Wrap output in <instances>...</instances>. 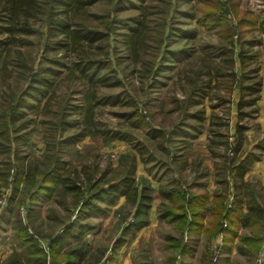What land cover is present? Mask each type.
I'll return each mask as SVG.
<instances>
[{
	"label": "rangeland",
	"instance_id": "rangeland-1",
	"mask_svg": "<svg viewBox=\"0 0 264 264\" xmlns=\"http://www.w3.org/2000/svg\"><path fill=\"white\" fill-rule=\"evenodd\" d=\"M131 2L135 7L151 5L152 8L146 11L149 23L146 44L137 60L133 65L126 60L120 66L112 64L121 86L111 92L119 95L127 104L97 107L92 113V123L93 131L98 133L106 129L126 133L132 145L127 142H105L103 137L91 134L77 144L64 147L60 159L68 164V173L65 174L73 172L74 181L80 187L84 186L81 195L59 192L50 197L40 192L36 200L31 201V197L26 195L24 183H16V180L22 179V175L15 176L16 171L17 174L26 171L30 164L39 165V169L44 170L41 164L46 156L45 140L50 148H54L56 139L62 140L78 133L80 128H70L59 135L58 123L64 108L67 122L80 121L81 115H85V112L80 115L67 109L80 106L82 87L59 77L53 93L40 102L35 112L27 111L18 122H10L14 106L27 98L23 91L32 75L29 69L35 70L38 65L46 64L45 58L53 55L44 53L45 37L41 22L31 23L33 30L22 39L24 45L9 48L4 62L0 63V130L7 131L0 133V202L4 201V204H0V264H6L14 251L20 255L18 257L22 264H51L46 252L56 234L62 237L52 256L54 263L118 264L122 254H130L132 264H153L148 258L146 236L154 226L147 224L139 230L124 232L135 221V208L126 204L124 198L107 209L104 204L95 202L98 208L103 209L102 214L88 212L84 216L78 212L82 209V203L86 199L88 201L91 198L89 195L98 187L103 189L109 183L117 182L129 162L133 164L137 183L141 186L150 183L151 205L156 197H160V187L174 193L169 200L160 197L156 208L160 223L155 227V234L160 247L164 241V222L177 226L168 220H160V214L175 217L180 213L177 209L183 206L188 222L195 211L202 218L215 219L213 214L218 210L216 204L223 203L228 210L232 207L234 194L238 190L240 165L244 168L249 159L257 163L249 168L247 193L246 188L243 191L247 198H257L264 204V121L260 123L256 120L259 108L264 111V98L261 101L259 97L256 102L250 103L257 95L247 89L251 84L253 86L250 87L257 85L258 81L264 82V0H191V5L184 4L177 8L180 13L185 11L186 15L195 16L193 20L175 14L174 0ZM137 14L138 10L125 5L124 12L120 10L118 16L123 18ZM99 15L112 17V4L104 1L87 10L84 17L76 21L102 29L95 22V17ZM217 17L219 24L214 28L199 23L204 20L213 25L214 21L210 20ZM162 19L167 22L170 19L175 27L165 42L161 38L169 30L168 27L163 29ZM252 43L257 45L252 46ZM116 54L123 57L122 51ZM116 54L110 50L111 63H115ZM163 59V68L169 70L156 71ZM237 102H240V106ZM254 104L259 107L258 110ZM195 112H199L200 120L190 116ZM27 121L26 127L31 125L29 129L16 131L20 123ZM136 121H143L147 126L137 125L136 128ZM67 122L63 124L66 127ZM149 129L162 130L164 138L153 140L146 135ZM243 130L248 131V134L243 133L244 146L240 144ZM182 131L187 132L188 137H179L177 133ZM196 132L201 135L197 136ZM23 136L28 139L26 144L14 141ZM181 139H187L189 146L179 142ZM162 141L164 146L160 148L158 143ZM141 145L145 149L143 158L138 152ZM152 157L154 162H143V159ZM83 168L88 169V177L85 173L81 174ZM255 168L256 171H253ZM94 182L98 184L96 189ZM207 184L206 192L192 191L194 186ZM14 190L17 191L14 193ZM211 191L213 198L210 205L206 200L198 199L210 198L208 194ZM188 200L192 205L193 201L201 203V210H189ZM152 211L150 206L143 218L151 217ZM193 221L195 224L203 223L200 218ZM66 226L70 229L68 234L63 235ZM196 226H188L187 230H198ZM177 227L179 232L186 230ZM82 228L85 229L84 235L77 236ZM222 228H227L226 221ZM260 237L264 242V231ZM183 239L184 236L182 242ZM120 240L123 245L111 252L115 242ZM237 242L241 243L240 235ZM216 245L219 253L222 241L208 243V252ZM245 247V252L252 256L243 255L240 260L246 262L244 264H253L257 257L264 263V246H256V251L250 245ZM34 248H39L46 255L35 260L34 256H30ZM76 251H81L77 258L71 256ZM157 257L155 264H160Z\"/></svg>",
	"mask_w": 264,
	"mask_h": 264
},
{
	"label": "trees",
	"instance_id": "trees-1",
	"mask_svg": "<svg viewBox=\"0 0 264 264\" xmlns=\"http://www.w3.org/2000/svg\"><path fill=\"white\" fill-rule=\"evenodd\" d=\"M104 1H108L112 4V17L109 15H99L98 17H95V22H98L102 29H98L97 25L88 26L84 23L76 21L78 18L81 19L84 17L87 10ZM174 1L175 14L185 16L190 20L195 19V16H191L190 14L186 15L185 11L180 13V11L178 12L177 10V8L184 4L191 5V0ZM125 5L129 8L138 10V14L130 17L119 18L118 13L120 10L124 12ZM135 6L136 5L133 4L131 0H0V63L4 62L6 54L10 50L9 48L21 47L24 45V41L22 39L32 33L33 29L31 23H35L36 21L41 22L44 30V53L47 55L53 54L52 57L45 58L46 64L38 65L35 70L29 69V72H32V75L28 78L26 90L23 91V95L27 98L21 99V101L14 106L12 114L9 117L10 122H18L21 120L22 115H24L27 111L35 112L38 109L40 102L48 99L50 94L53 93L54 85L59 77H62V79L66 81L76 82L83 89V93L80 96V106H70L67 109L70 110L69 112H76L77 114L82 113L84 115L85 112V115L82 116L80 114V121L74 120L67 122L65 120V114L67 113L64 111L66 110L64 108L61 111L63 116L58 123L60 136L64 131H67L70 128H80L78 133L73 134L70 137H65L62 140L56 139L54 148H50L48 143H45L46 140L44 141L46 156L45 161H43L41 165L45 171H41V169H39V165L30 164L29 169H27V167L26 171L20 172L19 174H17L16 171L15 173V176L22 175V179L16 180V183L19 184V181H21L22 184L24 183L25 188L27 189L26 195L27 197H31V201L36 200L40 192L46 193L47 196L49 194L50 197L59 192L64 194H82L81 191L84 186L80 187V184L74 181V178L72 177L73 172L70 173V175L65 174V172L68 173V164L60 159L64 147L77 144L84 140V138H86L85 136L91 134L93 136L103 137V141L105 142L118 141L121 143L127 142L132 145V140L126 133L114 129H106L100 133L93 131L92 113L93 110L99 106L107 104L112 106L127 104V101L122 100L119 95L111 92L113 89L121 86L120 81L116 77V70L112 67V64L120 66L121 62L126 60L133 65L146 44V34L149 24L146 20L148 15L146 11L152 7L151 5L139 7ZM155 8L158 10V7ZM167 12H169V10H167ZM210 21H214V24L210 25V22L204 20H200L199 23L203 26L208 25L209 27L207 28H214L219 24L218 17ZM173 24L174 22H170V19L168 22L164 19L161 20L163 29L168 27L167 30H169L166 36L161 38L162 42H165L167 36L172 30H174L173 28L175 27ZM178 32L181 31L178 30ZM110 40L111 45H109ZM252 44V46L257 45L256 43ZM110 50L112 54L122 51L123 57H118V54H116V56H114L115 63H111L109 56ZM92 51L95 53H91ZM163 62L164 59L160 65L156 67V71H160L161 69L169 70L168 68H163ZM241 64H243V62H241ZM101 90L105 92L100 93ZM256 100L257 98H253L250 103H253ZM18 107L21 109H18ZM24 109H26V111ZM198 115L199 112L190 114L193 118L199 119ZM0 118L2 117L0 116ZM65 122L68 124L67 127L63 125ZM141 122L136 121V128H138L137 125H141L143 127L147 126L143 121ZM28 123L29 121L20 123V125L16 128V131L29 129L31 125L27 128L26 125ZM4 132L7 131L0 130V133ZM177 134L181 138L188 137V133L185 131ZM195 134L197 136L201 135L200 132H196ZM146 135L155 141H157L156 138H164L162 130L159 129H149ZM52 138L54 139L55 137ZM27 140L28 139L25 136H23V138L18 137L17 139H14L15 142L22 145L26 144ZM163 142L164 141L158 143L160 148H163ZM179 142L184 144V146L187 145L186 139H181ZM188 146L189 145H187V147ZM138 152L143 158L145 149L142 145L138 149ZM58 154H60V157ZM143 162L148 164L150 162H154V159L153 157L148 158L147 160L143 159ZM129 163L128 168L123 172L122 177L117 182L113 181L106 185L103 189H101V187L96 189L98 184L94 182L96 190L93 194L89 195L91 198L88 201L86 199L82 203V209H79L80 211H78L79 215L83 214L85 216L88 212L93 214H102L103 209L98 208V206L95 205V202L104 204L107 209L108 207L113 206L119 199L124 198L126 204L135 208L134 224L128 226L124 232H128L130 229L139 230L148 224V219L143 217L151 206L152 187L149 182L143 184L142 186L137 183L133 164H131V162ZM82 170L81 174L84 175L85 173V176L88 177V169L83 168ZM81 174L77 175L80 176ZM239 175L242 177L243 173H239ZM16 191L17 190H14V193ZM159 195L162 199L169 200L174 193L173 191H168L163 187H160ZM202 206L203 205L198 201H193V205L190 200H188L187 203V208L189 210L193 208L201 210ZM235 207V205H232V207L228 210L225 208L223 203L216 204V208H218V210L215 211V214H213V216H215V220L217 221V224H215L216 233L223 235L227 234L229 238L235 236V231L233 229H229L228 225L226 229L222 228L224 221L229 223L232 222V214ZM177 210L180 213H178L175 217H171L170 215H167V213H164L159 215V219L168 220L177 226H180L182 229L184 227L186 230L188 226L194 227L196 224L198 227L201 226V224H195L193 221L194 218H200L201 215L199 213H195V211L192 214V220L188 222L183 206ZM242 222L244 227H249L251 235H254L248 238V245L254 247L255 251L257 250L256 246H264V242L260 237L264 231V207L256 203L248 205L247 212L242 216ZM66 228L67 230L63 232V235L68 234V229L70 228L68 226H66ZM19 230L20 228L17 232H19ZM81 230L77 236L84 235L85 229L82 228ZM61 237V235H54L48 245L46 254H48L51 264H74L73 261H63L60 263H54L53 261L52 256L55 254V250H57V247L61 243ZM168 241L170 243L169 248L173 251V253L182 254V252H184V248L182 246L183 242L181 240L168 239ZM115 244L116 245H114L111 249V252H115L119 246L123 245V241H116ZM16 252L17 251H14V255L11 256L10 260L6 264H22L20 258L18 257L20 255L16 254ZM80 252L81 251L73 252L71 253V256H75L77 258L80 255ZM43 253L44 252L39 248H34L31 251L30 256H34V259L38 261L39 258L46 255ZM242 254L249 255V253L246 252H242ZM218 262L220 263V260H217L216 264H219Z\"/></svg>",
	"mask_w": 264,
	"mask_h": 264
},
{
	"label": "crops",
	"instance_id": "crops-1",
	"mask_svg": "<svg viewBox=\"0 0 264 264\" xmlns=\"http://www.w3.org/2000/svg\"><path fill=\"white\" fill-rule=\"evenodd\" d=\"M257 85L258 86L254 84V87H250V86H253L251 84L249 85L247 89H250L251 93H254L257 95V100L260 97L262 101L264 98L263 80H261V82L258 81ZM254 105L256 106L258 110L259 107H257L256 104ZM257 118L258 119L256 120L259 121L260 123L264 121V111L262 112L260 108H259V115L257 116ZM243 133L248 134V131L243 130L241 133L243 140L241 139L240 144H242V146L245 145V137L243 136ZM253 163H257L256 160L249 159L244 168L240 165L239 173L240 174L243 173V175L242 177L239 174L237 176L239 180H238V185L236 189H238L239 191L236 190V193L234 194V197H233V203H232V205H235L236 207L232 214V222L229 223L226 221L228 228L233 229L235 231V236L232 238H229L227 234L223 235V234L216 233L215 224H217V221L213 217L204 216L203 218L200 217V221H202L203 223H198V224H201V226L199 228H195L198 230H185L184 232H179L176 230L178 228L177 226L174 227L173 225L167 224L166 222H164V225H163L164 230H165L164 241H163L162 247H160V244L156 242L158 238L155 234L156 232L155 227L157 226L158 223H160L158 222L159 220L157 219V213H156V208L159 205L160 197H156L155 200L153 201V204L151 205L152 210H153L152 214H150L151 217H148V225L154 226L152 227L153 233L152 232L150 234L148 233V235L146 236V241L148 242L149 260H151L153 264H155V258L158 256L157 260L160 264H206L208 261V254H209L207 244L208 243L217 244V242L222 241V248L219 247V250H220L219 252L220 257H218V261L220 260V263L218 262L219 264H244L246 263L240 260V258L243 257V255L245 257L248 255V254L246 255L242 254V252H245L246 250L245 246H248L247 240L251 235V230L249 229V227L243 226L242 216L247 212L248 205L250 204L256 203L264 207V204H261L257 198H252V199L247 198V196L245 195L243 191V189L245 190L246 188V193H247L248 182H249L247 180V175L249 172V168H251ZM253 166L255 165L253 164ZM254 170L256 171V168L253 169V171ZM207 187H208V184L203 185V186L202 185L194 186L192 187V191H197L198 193L206 192L205 190H207ZM213 191H211L208 195L210 196ZM212 198L213 197L210 196V198L208 199H205L204 197H199L198 199H204L210 205ZM239 235H240V242H241L240 244H238L237 242ZM243 235H247V236L243 237ZM183 236L185 238L183 239V243H182L184 252H182V254L173 253V251L169 248L170 243L168 242V239L182 240ZM156 246H158L159 248L157 249ZM249 256L251 258V253H249ZM119 259L120 260L118 262L120 263L118 264H121V263L122 264H132L130 263V259H131L130 254L129 256L122 254V256Z\"/></svg>",
	"mask_w": 264,
	"mask_h": 264
},
{
	"label": "built area",
	"instance_id": "built-area-1",
	"mask_svg": "<svg viewBox=\"0 0 264 264\" xmlns=\"http://www.w3.org/2000/svg\"><path fill=\"white\" fill-rule=\"evenodd\" d=\"M0 204H4V201H1ZM21 210H24V209L21 207ZM216 248H217V245L209 251L207 264H216L217 263V260H218L220 253H218ZM253 264H263L262 259L260 257H257L254 260Z\"/></svg>",
	"mask_w": 264,
	"mask_h": 264
}]
</instances>
